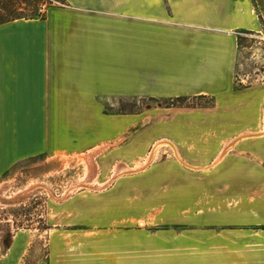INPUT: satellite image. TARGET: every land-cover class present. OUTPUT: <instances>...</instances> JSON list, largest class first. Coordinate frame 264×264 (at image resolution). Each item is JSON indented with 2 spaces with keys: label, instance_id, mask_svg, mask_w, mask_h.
Returning <instances> with one entry per match:
<instances>
[{
  "label": "crops",
  "instance_id": "obj_1",
  "mask_svg": "<svg viewBox=\"0 0 264 264\" xmlns=\"http://www.w3.org/2000/svg\"><path fill=\"white\" fill-rule=\"evenodd\" d=\"M62 1L0 24V182L23 161L75 153L77 88L215 107L168 118L136 145L122 125L95 139L116 170L136 174L54 205L47 242L20 231L0 245V264H264V81L236 83L239 36L264 32V0Z\"/></svg>",
  "mask_w": 264,
  "mask_h": 264
},
{
  "label": "rangeland",
  "instance_id": "obj_2",
  "mask_svg": "<svg viewBox=\"0 0 264 264\" xmlns=\"http://www.w3.org/2000/svg\"><path fill=\"white\" fill-rule=\"evenodd\" d=\"M54 4H63V1H2L0 24L24 17H41ZM239 38L241 49L236 83L240 86L264 81V32H242ZM64 95L65 89L59 88L55 102L60 112L66 110ZM163 95L168 96L162 97L152 91L137 93L134 88H77L76 102L72 100L75 107L70 110L76 121V135H71L77 143L75 153L71 151V155L62 153L59 156L46 153L23 161L0 182V245H9L13 235L25 230L39 234L41 240L47 242L59 222L52 213L54 205L62 204L73 195L108 194L117 179L130 180L136 174L123 165L116 170L118 163L102 152V141L91 145L95 139L113 129V133L117 132V127L122 125L125 143L136 145L144 136L155 137L164 132L168 118L196 116L198 110L211 112L215 107L212 97H170L173 92ZM112 117L123 120L116 126L110 121ZM163 143H157L155 147L152 144L149 149L154 147V153ZM160 160L164 161V158H157L158 162ZM140 161L144 164L148 157Z\"/></svg>",
  "mask_w": 264,
  "mask_h": 264
},
{
  "label": "trees",
  "instance_id": "obj_3",
  "mask_svg": "<svg viewBox=\"0 0 264 264\" xmlns=\"http://www.w3.org/2000/svg\"><path fill=\"white\" fill-rule=\"evenodd\" d=\"M2 1H3V2H4V1H11V2H12L13 0H0V3H1ZM41 17H43V15H42ZM24 18H35V17H34V16H31V17H24Z\"/></svg>",
  "mask_w": 264,
  "mask_h": 264
},
{
  "label": "built area",
  "instance_id": "obj_4",
  "mask_svg": "<svg viewBox=\"0 0 264 264\" xmlns=\"http://www.w3.org/2000/svg\"><path fill=\"white\" fill-rule=\"evenodd\" d=\"M243 82V81H242Z\"/></svg>",
  "mask_w": 264,
  "mask_h": 264
}]
</instances>
